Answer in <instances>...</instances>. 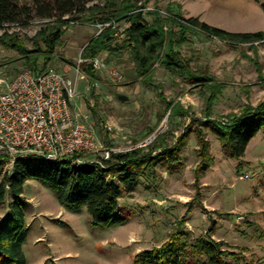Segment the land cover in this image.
Wrapping results in <instances>:
<instances>
[{"label": "rangeland", "instance_id": "rangeland-1", "mask_svg": "<svg viewBox=\"0 0 264 264\" xmlns=\"http://www.w3.org/2000/svg\"><path fill=\"white\" fill-rule=\"evenodd\" d=\"M263 4L264 0H151L142 13L151 22L158 11L166 19V31L178 29L168 17L179 13L232 31H255L264 29ZM47 20L35 17L8 30L22 50L0 42V86L26 68L51 67L73 76L83 47L101 29L87 22L68 24L49 53L38 33ZM114 24L121 43L128 22ZM176 49L189 70L205 79L166 67L162 55L140 76L129 49L108 51L107 63L120 69L123 79L112 81L104 71L91 75L84 69L89 76L79 84L84 93L76 111L90 112L104 146L127 148L150 136L154 138L149 146L174 145L186 133L178 161L141 174L135 189L119 199L123 223L110 227L92 226L85 207L71 211L49 186L28 179L23 192L27 264H133L138 251L160 245L178 230L189 243L206 234L221 241L233 264H264V127L236 159L203 123L212 119L229 124L264 101V41L231 44L194 32ZM34 57L36 65L30 66ZM95 79L98 85L87 89ZM198 131L209 143L203 162ZM8 169L11 165L0 166L2 175ZM246 173L248 178L243 177ZM14 200L7 190L0 201V222Z\"/></svg>", "mask_w": 264, "mask_h": 264}, {"label": "trees", "instance_id": "trees-1", "mask_svg": "<svg viewBox=\"0 0 264 264\" xmlns=\"http://www.w3.org/2000/svg\"><path fill=\"white\" fill-rule=\"evenodd\" d=\"M151 0H0V42L8 48L22 50L8 30L14 25H25L35 17L48 19L38 32L49 53H53L64 33L73 21L78 23L102 24L101 30L90 38L83 47L81 56L94 57L102 51L117 53L129 49L135 62V70L142 76L150 71L153 63L161 56L162 63L174 70H182L189 78L201 80L194 75L179 57L176 46L189 40L190 33L202 32L231 44L264 41V29L255 31H232L212 25L198 16L168 17L178 29L166 31V19L155 11V18L148 21L143 12ZM264 8V4H263ZM125 20L124 38L118 43L114 22ZM47 56V59H50ZM36 57L29 65H36ZM91 75V64L84 66ZM93 91V90H92ZM91 91V92H92ZM215 95L211 97L213 100ZM219 138L225 153L231 158H241L247 145L258 130L264 127V101L236 115L229 124H219L212 119L203 122ZM202 162L208 154V140L198 131ZM187 137L183 133L174 145L136 147L114 153L99 163L72 164L64 160H47L38 155L18 158L11 171L2 175L0 171V201L7 190L15 197L9 210L0 222V264H27L23 244L29 227L23 205L24 183L35 178L55 191L60 203L74 212L84 207L89 213L90 224L110 227L123 223L119 199L125 192H132L139 184L141 174L149 173L159 165L178 161V152ZM160 151L153 155V151ZM1 166V162H0ZM8 187V188H7ZM180 230L167 240L151 249L138 251L133 264H233L227 260L222 242L209 234L202 235L189 243Z\"/></svg>", "mask_w": 264, "mask_h": 264}, {"label": "built area", "instance_id": "built-area-1", "mask_svg": "<svg viewBox=\"0 0 264 264\" xmlns=\"http://www.w3.org/2000/svg\"><path fill=\"white\" fill-rule=\"evenodd\" d=\"M97 25L102 27V24ZM106 55L80 56L71 77L51 67L43 70L26 68L0 86L1 166L11 165L12 169L18 158L28 155L72 164L93 162L103 165V160L114 153L144 147L153 140L150 136L127 148L104 146L96 137L90 112L76 111L77 99L84 93L79 84L89 76L83 64H91L95 73L104 71L112 81L123 79V72L109 65ZM91 85H98V80L87 83L86 88ZM245 176L248 178L249 174Z\"/></svg>", "mask_w": 264, "mask_h": 264}, {"label": "water", "instance_id": "water-1", "mask_svg": "<svg viewBox=\"0 0 264 264\" xmlns=\"http://www.w3.org/2000/svg\"><path fill=\"white\" fill-rule=\"evenodd\" d=\"M118 97L122 100H125L127 98V96L124 94H119Z\"/></svg>", "mask_w": 264, "mask_h": 264}, {"label": "crops", "instance_id": "crops-1", "mask_svg": "<svg viewBox=\"0 0 264 264\" xmlns=\"http://www.w3.org/2000/svg\"><path fill=\"white\" fill-rule=\"evenodd\" d=\"M189 16H197V15H189ZM200 20H201V19H200ZM104 52H105V54L108 53V51H104Z\"/></svg>", "mask_w": 264, "mask_h": 264}]
</instances>
